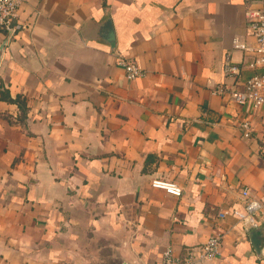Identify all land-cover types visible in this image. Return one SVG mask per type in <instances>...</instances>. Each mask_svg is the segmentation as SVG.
Returning a JSON list of instances; mask_svg holds the SVG:
<instances>
[{"label":"crops","instance_id":"crops-1","mask_svg":"<svg viewBox=\"0 0 264 264\" xmlns=\"http://www.w3.org/2000/svg\"><path fill=\"white\" fill-rule=\"evenodd\" d=\"M264 0H25L0 31V264H264L239 220L264 203L261 113L214 95L264 74L247 13ZM111 20L115 43L105 38ZM241 68L225 75L226 56ZM118 56L144 75L127 79ZM250 122L243 135L239 124ZM179 184L180 197L151 186Z\"/></svg>","mask_w":264,"mask_h":264},{"label":"built area","instance_id":"built-area-1","mask_svg":"<svg viewBox=\"0 0 264 264\" xmlns=\"http://www.w3.org/2000/svg\"><path fill=\"white\" fill-rule=\"evenodd\" d=\"M24 2L25 0H0V31L13 34L20 29L17 21L19 11ZM247 19L254 44L251 46L236 37L233 41V47L236 50L249 52L254 56L253 61L249 65L250 68L264 67V8L249 11ZM116 63L124 70L129 80H135L144 75L139 65L129 58L118 56ZM223 66L225 75L231 79L236 80L241 76V68L228 55ZM236 83L232 82L229 85L218 86L213 89L212 93L219 96L228 95L238 105L261 113L264 124V74L254 75L239 86ZM238 126L246 138L251 136L253 129L250 122H242ZM262 149L264 150V147ZM151 186L177 197H180L183 193L182 187L173 181L155 179L151 182ZM242 195L245 198L244 212H237L236 214L242 223L251 227H258L262 221L264 223V203L252 197L247 189L242 191ZM223 238L224 235L222 233L214 234L198 251L199 253L191 250L184 257L175 255L172 247H168L165 249L159 264L211 262L218 256Z\"/></svg>","mask_w":264,"mask_h":264},{"label":"water","instance_id":"water-1","mask_svg":"<svg viewBox=\"0 0 264 264\" xmlns=\"http://www.w3.org/2000/svg\"><path fill=\"white\" fill-rule=\"evenodd\" d=\"M103 29H105V36H106L105 38H107L108 42L113 46L115 40H114V29L111 20H109L105 24ZM250 237L257 254H260L262 248L264 247V228L255 229L250 234Z\"/></svg>","mask_w":264,"mask_h":264}]
</instances>
